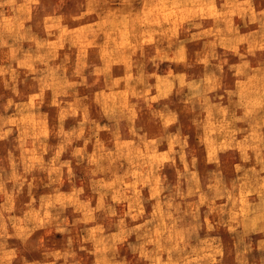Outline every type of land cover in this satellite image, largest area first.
Here are the masks:
<instances>
[{
    "label": "clouds",
    "instance_id": "clouds-1",
    "mask_svg": "<svg viewBox=\"0 0 264 264\" xmlns=\"http://www.w3.org/2000/svg\"><path fill=\"white\" fill-rule=\"evenodd\" d=\"M29 2L37 31L41 21L46 25L61 11L57 0ZM15 4L0 0V10ZM88 17L105 21L113 35L124 28L125 39L132 29L145 63L132 62L139 74L122 81L127 96L114 91L117 81L91 99L79 98L66 114L84 115L88 103L95 105V118L85 116L60 137L63 146L53 163L25 159L23 153L18 161L9 154L10 174L0 165V264H264V0H75L68 22ZM86 30L96 36L106 27L91 23ZM44 33L51 35L46 27ZM148 37H154L155 54L142 50ZM10 38L20 51L15 37L0 34V53L12 47ZM186 47L193 50L191 61ZM41 51L32 50V62L42 70L28 72L25 84L39 97L51 90L50 107L61 108L67 77L62 67L51 71L54 54L42 60ZM229 55L239 63H229ZM165 62L169 73L160 76ZM146 64L154 71L146 72ZM173 65L184 74L175 75ZM197 66L202 73L195 72ZM9 71L13 79L5 80V87L21 96L18 73ZM83 71L81 65L72 75L91 92ZM4 75L0 70V78ZM151 79L158 83L150 84ZM31 100L17 104L0 96V110L15 107L18 118L11 122L23 124L31 120L24 113L39 107ZM9 122L0 114V129ZM8 135L0 132V140ZM81 140L94 146L91 154L74 148ZM68 148H74L76 170L71 161L59 159ZM65 169L71 195L60 193ZM34 170L47 174L42 187L50 195H40L37 184L26 179ZM25 183L27 203L16 207L14 196Z\"/></svg>",
    "mask_w": 264,
    "mask_h": 264
},
{
    "label": "rangeland",
    "instance_id": "rangeland-1",
    "mask_svg": "<svg viewBox=\"0 0 264 264\" xmlns=\"http://www.w3.org/2000/svg\"><path fill=\"white\" fill-rule=\"evenodd\" d=\"M75 6V0H57V8L61 9L56 16H52L45 25L40 22V31H37L33 26V21L36 19V10L31 7L29 0H16V4L12 7H5L0 10V34L9 37H15L18 42L20 51H16L17 45L12 44V39H8V44H12L9 48L5 46L4 51L0 53V70H4L5 75L0 78V96L5 99H12L15 103L19 104L25 102L28 98H32L33 104L39 103V107L34 108L31 112H26L24 115L31 117L30 121L23 124L12 123L18 118V113L15 107L8 110L7 113L0 114L9 119V123L5 124L0 132H8L9 135L6 139L0 140V165L5 169V172L11 173L10 155L14 160H20L23 153H28L25 159H31L33 156L39 158L45 164H51L55 161L56 153L62 148V140L60 137L67 133L71 134L77 129L81 119L85 116H92L95 118V105L85 103L86 113L84 115L78 114L75 118L66 114L71 108H75L79 98L88 95L89 98L95 93H104L106 89L110 88L112 84L120 81L118 86L114 89L116 92H122L126 96L128 88L122 82L130 76H136L139 73L132 67V62L145 63L141 57V48L135 47L136 41L131 35L132 29L128 30L127 39H125V30L120 28L118 35H113L111 28L107 27L106 22L102 20H94L88 17L83 22L71 24L68 22V13H71ZM115 11V9H113ZM119 19V18H118ZM91 23L104 24L106 30L100 32L98 35L87 31V26ZM239 24V21H236ZM47 28L48 33H44V28ZM31 29V31H28ZM81 30L79 35L68 37L67 31L76 32ZM242 34L246 35L247 33ZM154 37H148V42H142L143 52L155 54L151 41ZM133 45L129 51V45ZM196 51L201 50V45H196ZM35 48L43 49L40 56L45 59L47 55H53V59L48 61V66L51 71H58L61 67L64 69L65 76L67 77L68 87L65 89L66 96L59 97L61 101V108L50 107L52 100V91H45L42 97L39 93L33 92L31 86H26L25 77L28 72L33 70H42L38 68L37 63L32 62V50ZM243 46L241 51H243ZM223 49L217 47V52H222ZM185 55L191 61L194 57L192 48L186 47ZM15 56L16 59L10 60L9 57ZM20 61L24 62V67L20 65ZM165 62L161 64V70L158 73L160 76H167L169 73L168 64ZM229 63H239L234 55H229ZM81 65L84 66L83 74L88 77V82L92 86V91H88L83 87L78 86V78L74 77L73 72ZM258 66V61H252V67ZM131 68V71L129 69ZM9 69L18 73L16 76V88L22 94L16 96L11 91V88H6L4 81L12 80L13 75ZM94 69L96 75H91V70ZM146 72L151 73L154 69L151 65L146 64ZM171 71L175 75H183L182 69H178L175 65L172 66ZM196 73H202V66H197ZM227 73V69H225ZM110 74L111 80L107 81L106 75ZM192 75V73H188ZM229 75V83H231V73ZM30 79V78H29ZM150 84L156 85V79L149 80ZM75 86V87H73ZM136 90L135 88L133 89ZM150 95L155 100L157 91L152 89ZM135 102L134 100L132 101ZM67 106V107H65ZM144 111L141 118L148 123L147 108L141 104ZM153 107H156L153 103ZM61 120L63 124L61 125ZM83 131V129H81ZM105 133H101L100 137L103 139ZM74 148L85 149L91 154L94 146L88 144L85 146L84 141H75ZM74 148H68L60 154V161H71V165L76 170V161L72 157ZM202 151V150H201ZM81 172L86 169L81 168ZM17 172L23 174L22 167H18ZM30 182H35L40 189V195H50V189H44L42 184L48 182L47 174L34 170L31 174L26 176ZM62 185L60 186V193L64 195H71L73 187L69 184L65 176L62 178ZM77 186H80L78 183ZM9 193L12 192V182L6 184ZM28 184L25 183L24 188L20 195L14 196V203L16 207H20L23 203H27ZM86 191H88L86 189ZM38 198V197H37ZM3 197H0V202H3ZM83 199V198H82ZM91 199L92 207L96 206V199ZM120 209L118 208V211ZM126 210V209H124ZM54 240H59L57 235L53 237Z\"/></svg>",
    "mask_w": 264,
    "mask_h": 264
}]
</instances>
